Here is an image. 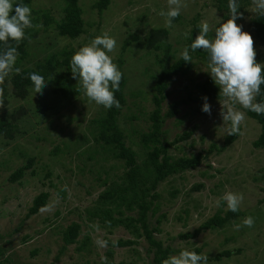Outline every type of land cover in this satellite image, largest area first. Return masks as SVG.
<instances>
[{
  "label": "rangeland",
  "instance_id": "obj_1",
  "mask_svg": "<svg viewBox=\"0 0 264 264\" xmlns=\"http://www.w3.org/2000/svg\"><path fill=\"white\" fill-rule=\"evenodd\" d=\"M96 1L78 0L83 25L82 33L74 39L58 36L54 25L46 28L40 18L37 34L26 45V57L17 66L33 68L50 57L60 63L96 36L108 33L116 40L114 51L108 55L125 79L124 105L117 124L125 145L141 164L147 150L139 138L149 130L148 116L155 108L151 103L152 86L164 55L162 45L158 50L148 48L147 38L154 30L166 31L164 44L169 47L167 63L171 64L181 56L194 26L197 36L201 21L207 22L211 40L215 29L230 18L229 13L217 12L215 0H182L187 6L168 27L166 18L159 15L168 10L167 0H108L101 12L94 8ZM29 7L32 12H47L55 22L62 17L60 0H30ZM241 12L244 18L236 23L251 35L247 24L258 14L252 0ZM253 39L256 62L264 64V45ZM205 53V57L192 55V61L182 67L184 71L167 84L166 96L159 106L162 116L172 102L181 101L173 117L163 118L161 138L171 142L189 133L185 140L172 145L167 155L174 159L198 155V166L157 184L145 225L162 248L170 249L168 257L189 250L208 256V264H264V150L251 145L259 134V126L245 115L240 132L234 134L229 145H224L229 122H223L221 111L243 112V108L221 96L218 100L207 99L211 115L202 111L204 100L198 96L197 85L210 80L220 93L208 73ZM59 77L77 93L63 98L52 86L44 87L43 95L34 94L31 88L23 98L9 94L6 105L0 108V119L16 128L11 139L0 137V263L102 264L101 256H105L107 264H150L152 248L138 224L129 229L109 227L90 216L96 209L97 196L120 184L124 169L120 161L94 146L91 140L90 132L95 130L91 121L107 109L89 101L72 78L71 69L56 66L49 78ZM28 160L30 167L19 180L10 183L8 177ZM228 191L243 195L238 210L241 215L221 228L203 231L192 240H181L180 235L192 232L213 215L226 212L227 204L221 197ZM42 192L48 194L44 208L25 219L32 199ZM118 210L122 212L121 219L137 217L133 208ZM111 216L118 218L115 212ZM248 216L253 217L254 226L237 230L235 226L242 225ZM72 223L79 227L77 238L62 248V233ZM133 227L137 233H132ZM97 240L107 241V247L101 248ZM118 240L131 243L114 247ZM81 244L84 245L79 250ZM223 251L231 254L216 259Z\"/></svg>",
  "mask_w": 264,
  "mask_h": 264
},
{
  "label": "trees",
  "instance_id": "obj_2",
  "mask_svg": "<svg viewBox=\"0 0 264 264\" xmlns=\"http://www.w3.org/2000/svg\"><path fill=\"white\" fill-rule=\"evenodd\" d=\"M60 1L63 3V7L61 9L62 17L58 22H55L50 18L45 11H31L33 27L25 30V38L20 42L17 48L19 56L17 57L15 67H18L17 64L23 61L26 57V45L35 37V34H37L35 28L40 18L42 19V25L46 28L49 24H53L57 35L60 37L74 39L82 33L83 24L77 4L78 0ZM20 2L27 6L30 4V0H14L13 7ZM237 3L239 4L238 10L241 12L249 3V0H237ZM107 6L108 0H97L94 3V8L97 12H101ZM214 9L217 12L229 13L228 0H215ZM247 30L259 43L264 45V16L257 14L254 18H251L247 24ZM197 33L198 30L194 26L187 38L186 47H189V53L191 56L205 57V52L200 50L192 52L190 49V45L192 41L195 40ZM165 38V30H154L146 40L147 47L153 50H158L162 45L164 55L162 58L163 60H160L159 62L160 70L152 86L153 94L151 96V103L155 108L148 116V121L150 122L149 130L146 133H142L139 138L140 144L147 150L145 160L141 164L137 163L135 153L125 145L124 135L117 124V117L120 109L124 105L122 91L125 84L124 77H122L120 83V90L115 92V98L119 101L120 108L113 106L111 109H107L100 118L92 120L91 122L94 125L95 130L90 132L92 134L91 140L94 143L93 145L99 147L103 152L110 154L114 160L120 161L124 169L119 182L120 184H115L113 187L104 190L97 196L96 209L90 214V216L98 219L102 224H106L109 227H123L124 229H129L134 224H138V229H140L147 245L152 248V260L150 264H162V260L168 258V255L171 252L168 248H162L160 243L153 239L152 231H148L145 225L147 213L150 211L153 200L156 198V194L154 193L155 188L158 183L172 175H177L188 169H194L198 166L200 159L198 155L175 159L167 155L168 149L172 145L185 140L189 133L176 137L171 142H166L161 138L163 133L161 131L163 118L173 117L177 113V107L179 104H182L181 101L172 102L170 109L164 115H160L159 106L166 96V86L179 72L182 73L184 71L182 69L183 66L185 68L187 67L186 62L183 61L181 56L171 64L167 63V51L169 47L164 44L166 40ZM9 43L12 46H16L13 41H10ZM5 47L6 46L3 43H0V52H3ZM70 61L71 57L64 58L60 63L54 62L52 57H50L49 59L36 63L33 68L19 67L21 69L20 74H15L13 72L6 78L4 84L0 85V87L4 89L3 96L0 97V108L6 105L7 99L10 97L9 94L18 98H23L26 95L27 90L33 88L31 80L26 78L29 73L32 72L43 75L45 83H47L46 86H52L53 91L61 97L69 98L70 95H75L77 93L76 89L71 87L64 78H49L52 76L56 66L64 65L66 69H70ZM197 91L200 99L207 97V99L218 100L221 97L218 93V88L214 86L210 80H206L202 84L197 85ZM254 102H264V85H261V94L256 97ZM243 112L259 126V134L252 142V147L264 150V115H257L244 108ZM15 129V125L6 123L4 120L0 119V137L11 139ZM234 138V135H228L224 140V145H229ZM30 165L31 160H28L25 166L19 168L8 177V181L13 183L19 180L22 173L27 170ZM195 189H198V187H195ZM47 198L48 194L46 192L36 195L32 199L24 218L27 219L41 211L45 206ZM121 207L124 210L135 209L137 217L135 219H121L122 212L118 210L121 209ZM113 212H115L118 218H112L111 214ZM240 215L241 213L238 211L233 213L227 209L222 216H219L218 214L213 215L211 218L200 224L195 230L190 233H184L183 235H180L179 238L184 241L192 240L203 231L221 228L224 224L233 221ZM78 228V225L72 223L65 229L61 236L62 248L74 243L77 238ZM138 229L133 227L132 233H137ZM152 230L153 232L156 231V229ZM130 243L131 242L129 241L118 240L113 246L123 247ZM83 245L84 244H81L78 249H82ZM230 254V251H223L215 258L218 259L222 256L228 257Z\"/></svg>",
  "mask_w": 264,
  "mask_h": 264
},
{
  "label": "clouds",
  "instance_id": "obj_3",
  "mask_svg": "<svg viewBox=\"0 0 264 264\" xmlns=\"http://www.w3.org/2000/svg\"><path fill=\"white\" fill-rule=\"evenodd\" d=\"M168 10L161 11L160 16L165 17V23L172 27V21L181 14V9L187 5L182 0H167ZM253 10L260 16H264V0H252ZM229 19L221 23L214 32V38L209 39L210 26L201 21L199 34L192 41V52L203 50L208 53L209 74L220 89L219 95L239 104L257 115H264V102H254L261 94V85H264V64L256 62L253 37L242 31V26L236 21L243 19L237 0H228ZM31 8L20 2L13 7V0H0V43L6 47L0 52V85L13 72L20 74L21 69L15 67L19 52L17 48L25 38V30L32 28ZM15 42L12 46L9 42ZM116 40L103 33L96 36L90 44L81 47L73 54L70 61L72 78L76 79L89 101L102 105L106 109L113 106L120 108L119 101L115 98V92L120 90L123 73L119 70L108 55L114 51ZM184 62H191L192 56L189 47H185L181 53ZM33 85L34 94L43 95L46 87L44 76L35 72L28 77ZM4 89L0 87V97ZM204 104L202 111L211 115V105L207 97L202 98ZM220 102V101H219ZM221 103V102H220ZM223 122H229L227 134L232 136L240 132V125L245 120V113L229 109L220 113ZM221 199L226 202L227 209L233 213L239 210L243 201V195L226 192ZM219 206V201H217ZM253 217L244 218L241 227H253ZM101 248L107 247V241L97 240ZM102 264H107V258L101 256ZM162 264H208V256L197 254L194 251L182 250L178 255H171L162 260Z\"/></svg>",
  "mask_w": 264,
  "mask_h": 264
}]
</instances>
